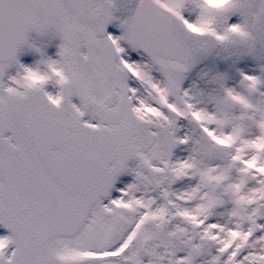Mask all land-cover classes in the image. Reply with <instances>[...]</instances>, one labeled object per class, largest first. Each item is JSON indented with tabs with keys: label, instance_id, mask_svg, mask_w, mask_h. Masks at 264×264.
<instances>
[{
	"label": "snow or ice",
	"instance_id": "1",
	"mask_svg": "<svg viewBox=\"0 0 264 264\" xmlns=\"http://www.w3.org/2000/svg\"><path fill=\"white\" fill-rule=\"evenodd\" d=\"M0 264H264V0H0Z\"/></svg>",
	"mask_w": 264,
	"mask_h": 264
}]
</instances>
